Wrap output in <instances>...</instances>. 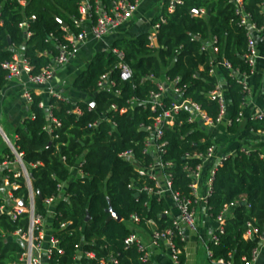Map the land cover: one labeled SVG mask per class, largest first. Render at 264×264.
Wrapping results in <instances>:
<instances>
[{
    "label": "trees",
    "instance_id": "16d2710c",
    "mask_svg": "<svg viewBox=\"0 0 264 264\" xmlns=\"http://www.w3.org/2000/svg\"><path fill=\"white\" fill-rule=\"evenodd\" d=\"M95 1L89 0L92 5ZM99 1L111 7L118 0ZM240 2L245 13L261 27L264 0ZM79 4L80 0H0V87L8 75L2 64L14 61L16 49L22 50L32 75L41 73L52 63L61 45L68 42L67 30L74 35L81 31ZM238 6L237 0H180L170 10L169 0H164L161 11L151 21L153 27L158 25L157 45L151 33L116 39L108 50L95 53L76 76L72 87L90 100L73 103L33 94L30 116L17 127L13 144L22 153L29 171L35 214L46 218L49 210L53 212L51 235L60 241V250L53 251L47 264H144L136 244H125L126 238L136 230L130 220L137 216L138 227L143 229H148V221H153L160 230L170 228L171 219L164 215L170 201L144 193L136 195V190L129 187L132 181L149 186L153 183L140 178L133 166L119 155L132 150L142 166L152 162L151 154L143 151L160 109L152 110L147 101L163 78L173 82L180 92L164 97L162 108L188 100L215 120L219 104L209 95L219 82L217 75L211 73L214 66L225 79L232 120L228 132L238 131L236 118L243 111L244 94L234 72L249 75L251 70L244 58L247 32L240 25ZM31 17H34L29 21L31 35L27 36L19 25ZM213 38L216 40L214 53L208 48ZM114 49L122 52V60ZM225 60L234 72L223 65ZM121 61L132 69L131 80L120 79ZM41 102L50 107L52 117L60 122L59 127L51 123L46 107H40ZM76 108L80 113L75 112ZM188 108L185 105L174 114L173 125L162 128L159 141L166 143L163 160L170 163L167 171L172 175V189L184 196L190 195L185 167L201 162L193 155L209 145L200 122L188 121L191 114ZM49 125L52 132L47 129ZM246 128L263 132L264 118L248 121ZM6 155L8 159L15 158L9 149ZM73 167L78 168L81 177L71 180ZM3 173L16 185L11 189L12 196L27 204L28 187L24 178H14V172L8 168ZM60 182H68L61 194ZM54 196L55 206L47 207L45 200ZM3 204L0 198V206ZM229 206L232 209L223 224L224 232L218 234L217 243L208 244L211 258L248 264L252 251L259 247L258 238H244L248 224L259 234L264 227V159L260 151L239 150L216 167L212 193L207 199L208 214L214 219ZM109 208L121 221L109 219ZM29 222L28 213H21L13 220L8 212H0V264L18 263L25 245L14 232H25ZM173 243L178 263L184 264L185 242L176 232ZM88 253L93 257H88ZM258 264H264V251Z\"/></svg>",
    "mask_w": 264,
    "mask_h": 264
},
{
    "label": "built area",
    "instance_id": "2783aa9c",
    "mask_svg": "<svg viewBox=\"0 0 264 264\" xmlns=\"http://www.w3.org/2000/svg\"><path fill=\"white\" fill-rule=\"evenodd\" d=\"M139 2L140 0H118L114 2L111 7H106L99 0H96L94 5H92L89 0H85L83 3H81L80 1L79 11L81 17L78 21V26H80L81 31L75 35H65V38L68 42L66 44L61 45L60 52L53 59L52 63L49 64L41 73L32 75L30 73L31 65L26 59L21 58L17 60L14 58V61L5 62L2 64V67L8 71V75L6 77L7 81L11 80L12 78L19 77L23 73L27 75V83L25 84V88L22 92V97L30 105L33 102V88L44 86L45 84L50 82L55 75L54 73L56 69L67 64L70 59L77 54L80 44L84 43L89 37L102 40L111 31L119 28L120 26L124 25L129 20H131L137 10ZM179 2L180 0H169L168 8L171 10L174 4ZM237 4L239 6L236 9V13L239 16L240 25L243 26L247 32V52L244 55V58L251 68L250 74H239L237 71L234 72L232 65L226 60L223 62V65L227 69H229L230 72H234L235 76L237 77V81L241 85L242 93L244 94V106L247 98L251 95V87L249 85L248 78L253 73L255 62L258 58L254 33L256 31L264 29V2L263 23L261 27H257L256 24L250 18V16L245 13L243 7L240 6V0H237ZM200 12L201 14L204 13L203 10H201ZM86 18L90 20V24L88 25V27H84L83 24ZM31 19H34V17H31L29 20L25 19L19 25L20 28L26 32L27 36L31 35L29 31V21ZM157 27L158 25L154 26L155 29ZM215 43L216 40L215 38H213L210 41V45L208 44V48L211 46L214 52H216ZM113 51L117 52L120 59L122 60V52H119L115 49ZM215 68L216 67L214 66L211 69V73L214 71ZM119 69V76L122 81H128L132 79L133 71L127 63L121 61L119 64ZM103 78H106V76H103ZM169 83L173 85L174 93L180 92L179 89L174 86L173 82ZM99 85H102V81L99 82ZM157 86V90L151 92L147 103L151 105L152 110L160 109V112L155 118L153 124V132H151V135L145 140V148L143 151L144 153L151 154L153 159L152 162L146 167L142 166L139 162L135 160L132 150L125 151L119 156L133 166L140 178H146L153 183V186H149L146 184H139L137 181H132L129 187L135 189L137 194L144 193L150 197L157 198L158 200L163 198L168 199L173 204L174 209L176 210V215H173L171 213L170 208L164 211V215L168 216L171 219L172 226L163 230L158 229L153 221L147 222L148 229L146 228V230L150 232L151 244H147L136 230L134 232H131L130 235L126 238L125 244L129 245L135 243L138 251L141 253L140 260L144 264H152L149 255L150 246L156 245L160 241H164L168 244L174 262L179 264L176 256L177 249L174 247L173 243L174 233L176 232L178 235L181 236L182 240H184V233L186 230L193 233L197 232L199 226L197 209L198 204L202 202L207 205V199L212 193V183L216 167L223 161H225L229 156H222L218 161L216 160L215 162V145L212 143H209V145L203 152L194 154L193 156L199 158L201 162L196 164L194 167H185V169L188 171V177L190 179V195H181L180 193L173 191L171 185L172 175L167 171V168L170 166V163L163 160V154L165 153L164 147L166 143L159 142L163 135L162 128L166 125H173L174 114L178 110H180L184 105L190 107L188 109L190 110L191 114L188 121H198L201 122L205 127H213L221 122L227 112L226 99L224 97L223 90L220 84L217 83L215 85V88L209 94L210 97L212 99H216L219 104V114L215 120H212L209 116H207V114L202 110V108H200L194 103H190L188 100H182L179 103L174 102L171 108H162L164 107L163 98L166 97L164 94V85L159 82ZM49 96H53L58 99H63V97L54 90L49 91ZM40 107L46 106H44V103L41 102ZM46 109L48 110L47 116L51 120V123L54 124L55 128L59 127L60 122L52 117L50 107L47 106ZM75 112L80 113V110L76 108ZM31 117L34 118L33 116ZM242 118L243 111L238 114L236 121L240 122ZM262 118H264V108L258 110L254 114H251L248 117V121L260 120ZM231 123L232 120L229 118L227 124L230 125ZM47 129L49 132H52L53 130L50 125L47 126ZM146 130L148 129L146 128ZM260 133L264 134V131ZM10 147L15 158L8 159L6 157L3 162L8 163V165H16L15 168L6 167L8 168V170H12L14 172V178H24L28 187V203L26 204L23 200L15 199L12 196L11 189L16 188V185L15 183L9 182L7 175H3V184H1L0 190L5 187L6 191L3 194L0 193V198L4 200V204L0 206V212H8L13 220H16L21 213H28L30 217L29 226L25 232H22L21 230H17L14 232V236L21 239L25 245V252L20 256L17 264H47V260L49 259L53 251L60 250V241L52 235L47 236L44 227L45 218L35 214V194L31 186L29 171L27 169V166L23 162L22 153H19L15 149L14 145H10ZM240 151L248 153L251 150L241 149ZM260 156L264 159V152H260ZM206 166H208L209 174L206 180V191L202 194L200 192L199 182L202 178ZM64 185L65 182H60L58 184L60 194L64 191ZM56 200L57 198L54 196L46 199L45 203L47 207H51L56 202ZM21 201L25 203V206L20 205ZM231 209L232 206L225 207L220 212V214L213 219L216 226L214 229L211 230L209 234V239L206 243V251L211 264H231L230 261L225 263L223 260H213L211 258L212 253L208 246L210 242H218V234L224 232L223 224L225 222V219L230 215ZM139 221L140 220L137 216H132L130 223L133 226H138ZM248 225L249 229L246 231L244 238H258L259 242V247L255 248L252 251V255L250 260L248 261V264H256V262L259 260L262 248L264 247V238L262 236V233L259 234L256 228L251 227V224ZM45 240L48 241L46 247L43 246ZM86 255L88 257H93V254L91 253H88ZM100 264L108 263L101 262Z\"/></svg>",
    "mask_w": 264,
    "mask_h": 264
},
{
    "label": "crops",
    "instance_id": "0c3cea01",
    "mask_svg": "<svg viewBox=\"0 0 264 264\" xmlns=\"http://www.w3.org/2000/svg\"><path fill=\"white\" fill-rule=\"evenodd\" d=\"M80 1L83 3L85 0ZM163 3L164 0H140L137 10L131 20L111 31L102 40L89 37L84 43L80 44L77 54L73 56L67 64L56 69L55 75L50 82L44 86L33 88V94L49 96V91L54 90L58 92L63 99L72 101L73 103L90 100L89 96L72 87V83L76 76L87 67L89 59L95 53L108 50L116 39L134 38L144 33H151L152 39L155 38L156 29L151 25V21L161 11ZM83 24L84 27H88L90 20L86 18ZM63 28L66 29V27ZM67 34L72 33L67 30ZM254 37L258 58L256 59L253 73L248 78L251 87V95L247 98L243 106V118L240 120L238 131L235 134H230L228 132L229 125L227 121L230 118V106L226 95L225 79L218 73V67L212 72V74L217 75L219 80L218 83L226 99L227 108L224 118L215 126L205 127L200 122L201 127L207 134V141L215 145V162L225 155L234 156L237 151L241 149L264 152V134L260 132H251L246 128L248 117L264 108V29L256 31ZM209 50L214 53L211 46ZM21 58H23L22 50L20 48L16 49L15 59L18 60ZM26 83L27 75L23 73L19 77L6 81V83L0 87V159L3 160L7 157L6 150H11L10 145H14L13 142L17 127L30 116V105L22 97V92ZM161 83L164 85L165 96L174 94L173 85L169 83V81L163 78L161 79ZM6 167L15 168L16 165H8L6 162H0V186L3 184V171ZM70 170L71 180L81 177V173L76 167ZM208 174V166H206L199 182V188L202 194L206 191ZM67 184L68 182H65L64 189L67 187ZM5 191V187H3L0 193L3 194ZM55 204L56 202L53 206H55ZM169 208L171 209V213L176 215V210L171 202ZM197 209L199 225L197 232L193 233L186 230L184 233L186 254L184 264H211L210 260L208 259L207 262L204 258V254L202 255V250L206 251V243L209 239V234L211 230L215 228L216 224L208 214L207 205L205 203L200 202ZM52 215V210H49L48 217L44 220L47 236L51 235L52 231L50 222ZM136 231L147 244H151L150 232L148 230L136 226ZM47 244L48 241L45 240L43 246L46 247ZM263 251L264 247L262 248L261 254ZM149 255L152 264H177L173 260L168 244L164 241H160L156 245H151ZM259 260L256 264L259 263Z\"/></svg>",
    "mask_w": 264,
    "mask_h": 264
},
{
    "label": "water",
    "instance_id": "95a60500",
    "mask_svg": "<svg viewBox=\"0 0 264 264\" xmlns=\"http://www.w3.org/2000/svg\"><path fill=\"white\" fill-rule=\"evenodd\" d=\"M153 43L155 44V45H157V39L156 38H153ZM91 105L95 108L96 107V105H95V103L94 102H92L91 103ZM48 112V110L46 109V113ZM142 130H144V131H146V128H142ZM38 195L41 197V193L40 192H38ZM136 195H138L137 193H136ZM20 205L21 206H25V203L23 202V201H21L20 202ZM109 212H110V217H109V219L110 218H113V219H116L117 221H121V217L112 209V208H109ZM89 219V214H87V217H86V220H88ZM262 236H263V238H264V227H263V231H262Z\"/></svg>",
    "mask_w": 264,
    "mask_h": 264
},
{
    "label": "rangeland",
    "instance_id": "374dc122",
    "mask_svg": "<svg viewBox=\"0 0 264 264\" xmlns=\"http://www.w3.org/2000/svg\"><path fill=\"white\" fill-rule=\"evenodd\" d=\"M204 254V258L206 259V261L208 262V254L206 253V251L202 250V255Z\"/></svg>",
    "mask_w": 264,
    "mask_h": 264
}]
</instances>
